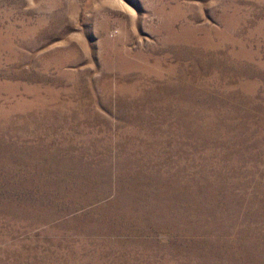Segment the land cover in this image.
<instances>
[{
	"label": "rangeland",
	"instance_id": "374dc122",
	"mask_svg": "<svg viewBox=\"0 0 264 264\" xmlns=\"http://www.w3.org/2000/svg\"><path fill=\"white\" fill-rule=\"evenodd\" d=\"M0 264H264V0H0Z\"/></svg>",
	"mask_w": 264,
	"mask_h": 264
},
{
	"label": "clouds",
	"instance_id": "9594fccd",
	"mask_svg": "<svg viewBox=\"0 0 264 264\" xmlns=\"http://www.w3.org/2000/svg\"><path fill=\"white\" fill-rule=\"evenodd\" d=\"M30 2H31V0H30Z\"/></svg>",
	"mask_w": 264,
	"mask_h": 264
}]
</instances>
